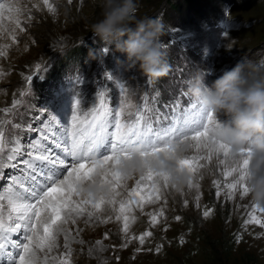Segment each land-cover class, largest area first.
<instances>
[{
  "label": "rangeland",
  "instance_id": "rangeland-1",
  "mask_svg": "<svg viewBox=\"0 0 264 264\" xmlns=\"http://www.w3.org/2000/svg\"><path fill=\"white\" fill-rule=\"evenodd\" d=\"M0 4L5 6L0 9V109L22 100L13 113L0 112V120L12 121L4 126L9 141L16 135L27 144L40 135L38 131L15 129L13 124L26 129L30 123L38 130L49 122V115L69 124L75 102L80 101L79 114L83 116L98 104L102 91L114 109L121 99L127 100L130 107L122 117L126 123L135 122L145 98L161 117L169 115L165 104L179 101L177 114L183 115L182 109L196 103L186 88L199 68L208 71L206 83L211 85L242 59L264 65V0H139L140 17L163 15L166 34L161 39L172 65L167 76L150 83L138 65L128 68L118 62L126 60L125 53L115 45L106 46L90 30L102 18L104 0H49L54 12L43 0H0ZM99 49H105L103 57L92 58L90 52ZM28 77H32L31 83ZM121 84L127 90L126 97ZM139 114L152 115L153 127H157L154 113ZM166 125L161 119L160 126ZM193 155L195 149L185 158ZM200 163L207 169L199 168L194 174L193 183H199V189L186 186L176 191L161 182V198L152 195L151 202V185L140 190L145 197L143 208L132 206L125 214L129 216L128 237L152 232L145 236L144 244L126 239L123 218L116 219L119 202L136 187L140 175H134L126 187L117 189L120 196L115 205L105 203L94 216L85 212L61 224L64 231L57 235L58 247L39 252L38 264H62L68 251L66 232L70 264H99L100 258L104 264H264V213L255 212L261 224L245 225L255 204L248 195H241L240 188L229 198L225 184L232 183L236 174L226 177L224 171L230 166L221 165L214 156L210 162ZM2 172L0 185L18 175L10 168ZM215 181H220L219 189ZM85 207L92 211L90 205ZM161 209L163 215L158 214ZM206 210H211L207 217L203 215ZM152 215H157L155 223Z\"/></svg>",
  "mask_w": 264,
  "mask_h": 264
},
{
  "label": "snow or ice",
  "instance_id": "snow-or-ice-1",
  "mask_svg": "<svg viewBox=\"0 0 264 264\" xmlns=\"http://www.w3.org/2000/svg\"><path fill=\"white\" fill-rule=\"evenodd\" d=\"M43 2L49 11H55L49 0ZM71 2L72 0H69V3ZM4 7L0 4V9ZM16 23L19 26V20ZM12 39L15 40L16 37L13 36ZM27 79L29 83L32 82V77ZM120 89L126 97L127 90L123 84ZM20 95L23 97L25 93ZM21 103V99L13 100L10 108L0 109V112L13 113ZM128 107L130 105L126 99L120 100L118 108L110 107L106 93L102 91L99 93L98 104L83 116L79 114L80 101L77 100L67 125L62 124L55 115H49V122L38 130L33 129L30 123L26 129L21 124H13V128L21 131L39 132V139L29 140L27 144L22 142V137L16 135H12L9 141L4 126L12 121L0 120V179H3V169L10 168L18 172V175L9 177L7 183L0 185V264H38L39 252H51L53 248L58 247L57 235L64 231L60 225L66 224L68 218L81 216L85 212L91 217L96 215V211L100 210L103 204L115 205L116 197L120 196L117 189L126 187V182L130 179L119 170L122 159L131 155L129 146L143 144L141 155L147 158L160 153L172 154L176 141L191 140L196 155L181 159L179 164L181 168H187L193 174L204 167L200 161L212 160L214 150L222 151L225 156L228 154L226 145L220 144L216 149L210 146L208 137L214 114L197 102L192 103L190 109H182L183 115L177 114L179 101L175 104H165L164 108L169 110V115L161 117L159 110L150 107L145 98L142 107L137 110L138 115L134 123L122 120ZM145 111L155 114L157 127H153L152 115L146 117L139 114ZM161 119L167 121L166 126H160ZM247 154L250 157V149ZM25 156L27 158H22ZM219 163L224 165L226 162L221 160ZM248 163L249 159L245 158L239 167L230 166L224 171L226 177L236 174L232 183L225 184L229 198H232L237 188L242 190L241 195L248 194V185L244 182ZM100 170H103L102 179L111 184L110 197L96 199L91 195L84 196L80 190L81 183L91 180ZM161 182L164 187L169 186V175L149 168L140 175L128 198L119 202V215L116 219L123 218L122 231L126 234V239L135 238L140 244H144L145 236L152 235V232L148 231L139 237H128L129 216L125 213L130 212L132 206L143 208L145 197L140 195V190L149 184L151 192L148 202H151L152 195L159 200ZM214 183L219 189L220 181ZM188 187L199 189L200 185L190 181ZM219 195L220 191H217V196ZM137 196L140 197L139 200L136 199ZM199 198L198 195L197 202ZM86 205H90L92 211H89ZM197 206L199 207L198 203ZM257 209L264 213V207L255 204L249 219L244 221L245 225L262 223L255 215ZM210 212L211 210H206L203 215L207 217ZM158 214L163 215V209ZM176 219L181 218L177 216ZM151 220L155 223L157 215H152ZM68 240L69 234L66 232L65 248L68 251L62 264H70L71 249ZM100 243L97 241V244ZM122 246L126 247L127 243ZM159 250L158 247L157 251Z\"/></svg>",
  "mask_w": 264,
  "mask_h": 264
},
{
  "label": "clouds",
  "instance_id": "clouds-1",
  "mask_svg": "<svg viewBox=\"0 0 264 264\" xmlns=\"http://www.w3.org/2000/svg\"><path fill=\"white\" fill-rule=\"evenodd\" d=\"M139 0H104L102 18L91 25V31L106 46L126 54V60L118 61L128 68L137 65L150 81L167 76L172 69L168 52L161 39L166 34L163 15H138ZM105 49L90 52L92 58H102ZM206 69L199 68L187 82V93L206 110L214 114L208 142L213 149L223 144L228 147L213 151L218 162L239 167L249 159L245 183L248 196L254 204L264 207V65L242 59L231 69H226L211 85L206 83ZM191 140L176 141L173 153H160L144 157L143 144L129 146V157L119 166L126 177L143 175L149 168L169 175V184L176 191L183 190L193 181L194 174L181 168L179 161L191 154ZM251 150L250 157L247 150ZM207 169V165H204ZM103 170L80 185L84 196L96 199L111 195V184L102 179ZM99 264H104L100 258Z\"/></svg>",
  "mask_w": 264,
  "mask_h": 264
}]
</instances>
